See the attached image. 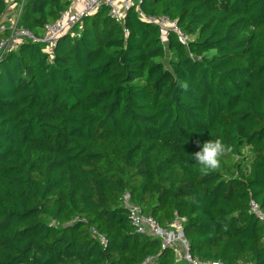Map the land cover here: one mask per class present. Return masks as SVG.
<instances>
[{
    "label": "trees",
    "instance_id": "1",
    "mask_svg": "<svg viewBox=\"0 0 264 264\" xmlns=\"http://www.w3.org/2000/svg\"><path fill=\"white\" fill-rule=\"evenodd\" d=\"M19 1L38 37L72 2ZM44 46L0 60V264H179L126 193L163 228L185 217L193 257L264 264V0H141L123 24L104 4ZM217 138L232 150L202 174L193 155Z\"/></svg>",
    "mask_w": 264,
    "mask_h": 264
},
{
    "label": "built area",
    "instance_id": "2",
    "mask_svg": "<svg viewBox=\"0 0 264 264\" xmlns=\"http://www.w3.org/2000/svg\"><path fill=\"white\" fill-rule=\"evenodd\" d=\"M4 1L6 2L7 9L4 13L0 14V33H5V35L0 38V60L5 53L16 50L19 45L26 40L35 43H43L45 44L43 50L49 54L53 53L61 36L69 34L72 28L78 24L84 16L94 15L104 4L109 6L110 15L123 24L128 9L141 0H72L68 10L61 12L57 20L45 26L44 33L41 37L36 36L29 29L20 25L19 21L23 11V2L19 0ZM138 13L144 21L159 26L162 32L161 37L164 42H167L170 32H176L183 44L187 45L189 43V35L182 32L176 20H172L164 15H147L139 8ZM128 33V29H125L126 36ZM123 201L130 210L129 219L136 232L142 234L148 233L160 238L162 240V249L174 248L176 252H181V258L188 262V264H226L222 261H204L192 256L189 241L184 235L185 217H181L177 214L175 220L170 223L167 228H163L154 217L145 215L139 205L131 203L129 193L123 196ZM249 213L264 224V210L254 199H251L249 202ZM101 239L103 243H106L104 237H101ZM151 262L152 258H147L141 264H151ZM238 264L254 263L240 262Z\"/></svg>",
    "mask_w": 264,
    "mask_h": 264
},
{
    "label": "clouds",
    "instance_id": "3",
    "mask_svg": "<svg viewBox=\"0 0 264 264\" xmlns=\"http://www.w3.org/2000/svg\"><path fill=\"white\" fill-rule=\"evenodd\" d=\"M231 150L222 139H212L205 142L201 149L194 153L193 158L200 165L201 173L208 174L221 166V157Z\"/></svg>",
    "mask_w": 264,
    "mask_h": 264
},
{
    "label": "rangeland",
    "instance_id": "4",
    "mask_svg": "<svg viewBox=\"0 0 264 264\" xmlns=\"http://www.w3.org/2000/svg\"><path fill=\"white\" fill-rule=\"evenodd\" d=\"M176 258L179 264H188L183 258H181V252H176Z\"/></svg>",
    "mask_w": 264,
    "mask_h": 264
}]
</instances>
